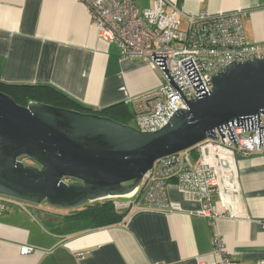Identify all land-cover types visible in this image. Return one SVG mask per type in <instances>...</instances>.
I'll return each instance as SVG.
<instances>
[{"label": "crops", "instance_id": "1", "mask_svg": "<svg viewBox=\"0 0 264 264\" xmlns=\"http://www.w3.org/2000/svg\"><path fill=\"white\" fill-rule=\"evenodd\" d=\"M152 1L133 0L138 10ZM167 1L180 8L183 28L187 16L200 12H239L244 39L264 43V0ZM0 81L50 87L92 110L116 104L132 110L133 100L159 88L162 75L140 59H121L118 47L91 27L79 0H0ZM235 169L236 191L223 200L214 196L222 213L214 219L174 188L167 191L172 210L149 208L142 195L111 198L128 211L125 218L75 234L46 228V220L62 216L0 203V264H216L213 235L235 264L264 263V145L239 157ZM23 246L34 250L20 255Z\"/></svg>", "mask_w": 264, "mask_h": 264}, {"label": "built area", "instance_id": "2", "mask_svg": "<svg viewBox=\"0 0 264 264\" xmlns=\"http://www.w3.org/2000/svg\"><path fill=\"white\" fill-rule=\"evenodd\" d=\"M79 1L91 27L101 40L118 47L121 59H140L162 75L156 91L131 102L129 126L140 132L163 128L187 109L186 101L209 94L211 78L222 68L264 58V43L244 39L239 12H200L187 16L183 28L180 8L167 0H153L143 10L136 9L133 0ZM263 145L264 117L233 121L214 130V138L155 161L133 195L141 193L149 208L172 210L175 206L168 203L167 191L174 188L199 202L201 215L214 219L222 214L212 204L214 196L223 200L236 191L235 157L257 153ZM0 203L19 205L4 196ZM211 245L216 264H235L224 253L218 235H213ZM33 250L23 246L19 253L28 255Z\"/></svg>", "mask_w": 264, "mask_h": 264}, {"label": "water", "instance_id": "3", "mask_svg": "<svg viewBox=\"0 0 264 264\" xmlns=\"http://www.w3.org/2000/svg\"><path fill=\"white\" fill-rule=\"evenodd\" d=\"M185 103L163 128L140 132L44 103L20 106L0 92V196L71 210L133 194L158 159L214 138L233 121L264 117V58L222 68L209 94Z\"/></svg>", "mask_w": 264, "mask_h": 264}, {"label": "trees", "instance_id": "4", "mask_svg": "<svg viewBox=\"0 0 264 264\" xmlns=\"http://www.w3.org/2000/svg\"><path fill=\"white\" fill-rule=\"evenodd\" d=\"M0 92L9 96L20 106H27L30 101L44 103L58 108L109 118L128 126L131 125L130 121L133 117V111L124 104H116L102 110H92L46 86L11 85L0 81ZM19 160L28 159L22 157ZM64 180L67 183L76 182L73 179ZM140 196L141 193L136 197L139 198ZM127 213V210H118L113 199H104L68 210L66 215L58 218L55 222L46 220L45 226L55 234H75L119 224Z\"/></svg>", "mask_w": 264, "mask_h": 264}, {"label": "rangeland", "instance_id": "5", "mask_svg": "<svg viewBox=\"0 0 264 264\" xmlns=\"http://www.w3.org/2000/svg\"><path fill=\"white\" fill-rule=\"evenodd\" d=\"M23 163L25 165H32V163L28 160H23ZM15 201H16V203L21 204V205H25V206H29V207L33 206V207H38L41 210H47V211L51 212V214L58 215V216L66 215V212L68 211L67 209L51 206L47 202H42L40 204H31V203L23 202L20 200H15ZM118 203H121V202H118ZM117 204H115V205L118 207L119 205H117Z\"/></svg>", "mask_w": 264, "mask_h": 264}, {"label": "bare ground", "instance_id": "6", "mask_svg": "<svg viewBox=\"0 0 264 264\" xmlns=\"http://www.w3.org/2000/svg\"><path fill=\"white\" fill-rule=\"evenodd\" d=\"M130 195H132V194H130ZM130 195H128V196H130Z\"/></svg>", "mask_w": 264, "mask_h": 264}]
</instances>
